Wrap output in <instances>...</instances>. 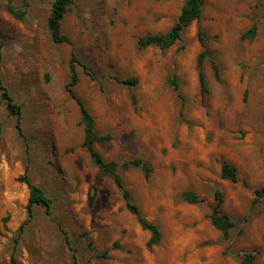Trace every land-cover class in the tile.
<instances>
[{
	"label": "rangeland",
	"instance_id": "rangeland-1",
	"mask_svg": "<svg viewBox=\"0 0 264 264\" xmlns=\"http://www.w3.org/2000/svg\"><path fill=\"white\" fill-rule=\"evenodd\" d=\"M185 2L74 0L62 22L70 43L56 44L48 30L52 0H0V76L22 107L24 134L0 98V215L11 217L7 229L0 221V264H14V239L27 219L24 174L52 207L35 209L16 264H75V255L80 264H241L248 252L264 264V197L255 195L264 188V0H206L202 19L175 46L141 50V38L175 26ZM10 3L24 20L9 13ZM254 26L256 36L243 39ZM200 30L220 68L217 80L205 62L206 96ZM73 54L83 63L76 92L96 132L111 136L97 150L106 161L140 158L152 170L150 178L141 169L123 173L161 231L152 250L151 234L82 147L81 113L66 91ZM129 79L138 83L122 82ZM224 163L237 168L239 183L222 178ZM218 191L236 223L228 239L211 221ZM186 192L205 202L188 203Z\"/></svg>",
	"mask_w": 264,
	"mask_h": 264
},
{
	"label": "trees",
	"instance_id": "trees-1",
	"mask_svg": "<svg viewBox=\"0 0 264 264\" xmlns=\"http://www.w3.org/2000/svg\"><path fill=\"white\" fill-rule=\"evenodd\" d=\"M206 0H186L181 15L175 26L164 35H153L146 36L139 40V48L144 50L151 46L160 47L163 50L170 49L175 46L179 41L182 40L183 33L187 28H189L194 22H198L203 17V10ZM74 5V0H52L51 14L48 19V30L56 44L70 43V40L62 34V22L66 14L70 11L71 7ZM9 13H11L17 20H24L26 12L18 10L11 3L7 7ZM257 27L251 28L245 35L243 39H253L256 36ZM3 38L0 31V42ZM199 40L203 47V52L198 58L200 71V85L203 96L208 94V87L206 76L204 73V64L207 60H210L212 68L217 80H220V68L215 60L214 53L208 48V37L206 32L203 30L199 31ZM2 44V43H1ZM76 64H83L77 59V56L73 54L70 62L71 77L70 81L66 86V91L69 93L70 97L77 103L80 113H81V124L84 127L85 138L82 147L86 150L94 164L100 169L103 175L108 176L112 179L115 186L122 193L125 206L127 211L133 215L143 231H147L151 234V238L147 244L148 249L152 250L155 246L159 245L162 241V234L159 227L150 222L141 212V209L137 205L132 192L126 187L123 173L131 171L132 169H141L147 178H150L152 170L147 162L143 159L136 158L130 161H126L119 164L114 161H106L102 154L97 150L96 144L104 142L111 138L110 135H100L95 130L94 118L88 111L85 103L79 98L76 87L80 83V77L77 72ZM126 85H136L138 83L135 79H129L122 81ZM173 85L176 89L179 88V84L176 80H173ZM0 98L5 104L9 114L16 119V128L19 134L24 137L23 134V123H22V107L16 102L15 98L10 94L8 88L4 85L3 80L0 76ZM222 178L233 183H239V172L236 167L231 164L224 163L222 167ZM18 181L24 183L28 186L30 191V196L27 204V219L20 227L16 238L14 239L13 246V263L16 264L15 253L17 252L18 246L20 244L22 235L25 228L34 220L35 209L41 207L46 210L47 213L51 212L52 200L48 197L44 189L35 185L28 174L18 178ZM245 186H249L247 182H244ZM255 195L258 198L264 197V188L255 190ZM184 199L190 204H201L205 201L201 199L198 195L193 192H186L184 194ZM216 205L213 208V213L211 216V221L213 226L223 233L224 237L228 239L230 237L231 231L236 227L235 221L230 215L222 210L224 204V196L218 191L215 195ZM95 197L90 194L89 204L91 207L94 206ZM11 217L7 215L1 217L5 229H7V224L10 222ZM1 235V230H0ZM66 241L70 245V239L66 236ZM256 254L254 252H248L245 254L241 264H255ZM74 263L80 264L78 262L77 256H74Z\"/></svg>",
	"mask_w": 264,
	"mask_h": 264
}]
</instances>
